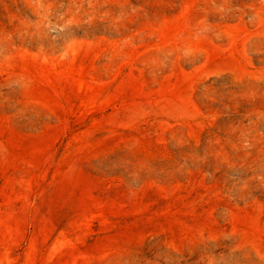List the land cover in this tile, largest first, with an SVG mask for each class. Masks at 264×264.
<instances>
[{
    "label": "rangeland",
    "instance_id": "obj_1",
    "mask_svg": "<svg viewBox=\"0 0 264 264\" xmlns=\"http://www.w3.org/2000/svg\"><path fill=\"white\" fill-rule=\"evenodd\" d=\"M0 264H264V0H0Z\"/></svg>",
    "mask_w": 264,
    "mask_h": 264
}]
</instances>
